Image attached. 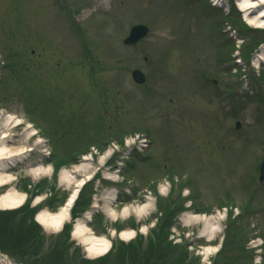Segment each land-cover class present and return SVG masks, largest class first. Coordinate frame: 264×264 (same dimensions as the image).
I'll use <instances>...</instances> for the list:
<instances>
[{"label": "rangeland", "instance_id": "374dc122", "mask_svg": "<svg viewBox=\"0 0 264 264\" xmlns=\"http://www.w3.org/2000/svg\"><path fill=\"white\" fill-rule=\"evenodd\" d=\"M237 1L0 0V115L19 117L15 132L30 131L33 148L12 163L8 187L25 200L0 208V260L264 264V10L256 25L248 15L261 11L247 14ZM138 23L149 33L126 46ZM135 68L146 75L141 85ZM85 156L91 179L69 218L40 225L36 215L56 212L70 193L59 170ZM35 162L51 175L25 174ZM112 191L110 209L149 201V214L107 217V200H94ZM88 211L87 228L110 242L102 254L72 233ZM217 214L221 231L210 237L203 222L183 220ZM127 229L134 236L121 238Z\"/></svg>", "mask_w": 264, "mask_h": 264}, {"label": "bare ground", "instance_id": "6f19581e", "mask_svg": "<svg viewBox=\"0 0 264 264\" xmlns=\"http://www.w3.org/2000/svg\"><path fill=\"white\" fill-rule=\"evenodd\" d=\"M239 7L248 14L250 10H256L257 12L261 11L259 15L251 16L249 13L250 23H255L258 25L263 20H259L258 17L262 15L264 10V0H238L237 1ZM253 12V11H252ZM256 14V13H255ZM21 119L19 117H14L13 115H0V188L5 191L0 195V208L4 209H13L20 207L25 200V193L16 190L14 187H8L13 180L14 176L10 172L13 165L25 159V154L32 151L33 148L27 145L28 138L30 136V131L25 129L20 133L15 132V127L19 125ZM30 125V123H29ZM32 128V132H36V130L30 125ZM38 141H41V138L38 137L36 143H34V147L38 145ZM19 144L18 146H13V143ZM112 153L111 149L105 151L100 157L99 162L102 164L108 156ZM25 155V156H22ZM89 156V155H88ZM91 156V155H90ZM89 157L85 156L83 158V162L79 165L74 166L72 169H60L58 172V183L63 187L70 190V193L65 201V203L56 211V212H48L41 211L36 215V221L46 227V228H60L62 224L67 221L69 218V208L72 206L74 198L76 194L79 192L82 186H85L88 180L91 179L92 167L90 162L88 161ZM87 160V161H86ZM11 164V165H10ZM52 173L51 166H43L38 162L30 163L27 165L25 169V174L30 177L36 178L40 175L49 176ZM8 187V188H7ZM7 188V189H6ZM115 193L114 191L110 193H106L105 196H101L100 198H95L94 202L98 203L100 200H107V206L103 208L107 217L116 219V217H126L133 215L138 219L142 216H147L149 214V210L151 209V203L147 201L141 205H126L124 206L119 213L110 209V202H114ZM39 201V200H38ZM93 207H99L97 204ZM90 212H86L83 218L77 219L73 226V235L77 236L85 246H87V251L91 254H102L104 253L110 246V242L104 236H95L85 225L88 221ZM190 218H193L195 223L201 221L203 222V229L201 231V235H205L208 237L214 236L216 233L221 231V227L218 224V220L221 218L220 215H213L210 217L206 216H198L191 217L190 215L184 216L183 220L188 222ZM116 233L115 231L113 232ZM117 234V233H116ZM135 232L133 230H121L118 232V235L123 239H129L134 236ZM0 264H12L8 263V261L0 260Z\"/></svg>", "mask_w": 264, "mask_h": 264}, {"label": "water", "instance_id": "95a60500", "mask_svg": "<svg viewBox=\"0 0 264 264\" xmlns=\"http://www.w3.org/2000/svg\"><path fill=\"white\" fill-rule=\"evenodd\" d=\"M147 32V28L142 25H137L131 28L130 33L126 39H124L125 44H134L136 41H138L145 33ZM132 77L137 82H143L144 76L142 73L138 70H134L132 72ZM260 173H259V180H264V160L260 165Z\"/></svg>", "mask_w": 264, "mask_h": 264}]
</instances>
